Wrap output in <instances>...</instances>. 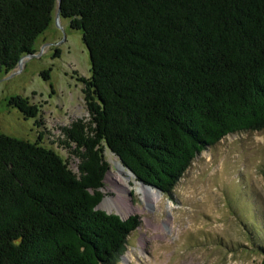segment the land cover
<instances>
[{
    "label": "trees",
    "instance_id": "16d2710c",
    "mask_svg": "<svg viewBox=\"0 0 264 264\" xmlns=\"http://www.w3.org/2000/svg\"><path fill=\"white\" fill-rule=\"evenodd\" d=\"M58 6L89 52L90 118L62 128L67 158L0 132V264L118 262L139 216L96 208L106 147L169 193L207 146L264 129V0H0V70L35 51Z\"/></svg>",
    "mask_w": 264,
    "mask_h": 264
},
{
    "label": "rangeland",
    "instance_id": "374dc122",
    "mask_svg": "<svg viewBox=\"0 0 264 264\" xmlns=\"http://www.w3.org/2000/svg\"><path fill=\"white\" fill-rule=\"evenodd\" d=\"M32 47L35 51L24 55L12 70H0V132L29 141L40 138L67 158L70 152L62 128L78 118H90L85 84L80 80L90 75L89 52L81 30L70 27L67 18H56L55 13ZM14 95L35 105L37 114L24 116L10 105L8 99ZM104 155L110 168L98 208L124 218L139 216V225L128 235L116 264L260 263L264 249V129L228 133L207 146L169 193L146 186L160 193V199L149 205L136 190L145 185L107 147ZM76 163V158L70 162L75 171ZM121 168L130 173L126 190L120 186ZM118 194L138 209L123 214L102 205L105 197ZM128 251L131 256L126 258Z\"/></svg>",
    "mask_w": 264,
    "mask_h": 264
},
{
    "label": "bare ground",
    "instance_id": "6f19581e",
    "mask_svg": "<svg viewBox=\"0 0 264 264\" xmlns=\"http://www.w3.org/2000/svg\"><path fill=\"white\" fill-rule=\"evenodd\" d=\"M121 171L120 174L124 177H122V184H120V186L122 187V189L126 190L127 186L125 184H128L129 182V177H130V173H125L123 171V168L120 169ZM114 182L119 184V181L114 178ZM124 184V185H123ZM140 193L141 196L148 202L149 204H152V201L159 200L160 199V193L157 191L152 190L151 188L148 187H144V186H137V189ZM102 205L106 206L109 210L115 208L118 211L122 212L123 214H127L130 213L133 210H137L138 208L136 206H132L130 204V202L125 201V199L118 194L115 197H105L102 201ZM146 223L150 224V221L148 219H146ZM153 227H157L156 224L153 225ZM131 256V252L128 251L127 255L125 256L126 258Z\"/></svg>",
    "mask_w": 264,
    "mask_h": 264
},
{
    "label": "water",
    "instance_id": "95a60500",
    "mask_svg": "<svg viewBox=\"0 0 264 264\" xmlns=\"http://www.w3.org/2000/svg\"><path fill=\"white\" fill-rule=\"evenodd\" d=\"M60 2V0H58V3ZM59 5V4H58ZM59 12H60V7L58 6L57 7V9H56V12H55V17L56 18H58L59 17ZM24 56H21V58L20 59H22ZM19 59V61H21ZM122 164V163H121ZM122 166L123 167H125L131 174H133V176L135 177V174L128 168V167H126V166H124L123 164H122ZM142 185H145V186H148V187H153V188H155L156 190H160L161 191V189H159V188H157V187H155V186H152L151 184H147V183H144L143 181H141V180H138ZM130 195V194H129ZM96 208H98V205L96 206ZM121 217V216H120ZM122 219H125L124 217H121Z\"/></svg>",
    "mask_w": 264,
    "mask_h": 264
}]
</instances>
